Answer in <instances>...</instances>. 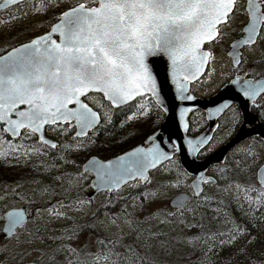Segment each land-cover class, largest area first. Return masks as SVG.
<instances>
[{
	"label": "snow or ice",
	"instance_id": "obj_1",
	"mask_svg": "<svg viewBox=\"0 0 264 264\" xmlns=\"http://www.w3.org/2000/svg\"><path fill=\"white\" fill-rule=\"evenodd\" d=\"M9 6H16L19 16L9 14L0 25L27 16L22 0L0 4ZM49 9L59 11L48 31L0 54V159H14L37 173L4 185L0 193V201L12 199L0 209V264H264V137L241 146L231 164L226 158L212 176L189 171L179 157L194 161L200 149L210 151L218 141L210 134L173 138L162 125L112 158L90 155L84 165L70 158L89 151L97 134L125 109L130 114L121 126L156 112L175 116L177 103L193 102L188 82L215 60L213 45L235 33L237 23L241 35L230 44L235 75L229 83L264 119V0H34L31 5L33 14ZM249 54L254 58L245 69L241 58L248 64ZM159 57L166 58L174 86L171 100L154 71L153 58ZM192 110L178 108L180 131L187 132L185 116ZM225 110L231 113L227 134L251 123L231 100L208 112ZM33 158L36 163L29 165ZM158 166L175 173L165 187L189 189L169 200L171 210L141 219L140 197L134 196L132 211L124 206L105 212L106 220L93 211L90 223L77 222L73 213L87 216L94 203V195L81 197L85 187L109 193L100 206L108 208L128 199L115 195L123 186L151 184L149 170ZM70 167L76 170H65ZM89 176L94 179L85 185ZM189 176L194 179L186 184ZM25 182L30 189L17 191ZM149 195L162 194L146 191L144 199ZM57 196L62 198L53 202ZM154 219L170 226L168 231L153 230L148 222ZM56 221L71 223L54 226ZM98 226L104 236L81 241L85 229Z\"/></svg>",
	"mask_w": 264,
	"mask_h": 264
},
{
	"label": "rangeland",
	"instance_id": "obj_2",
	"mask_svg": "<svg viewBox=\"0 0 264 264\" xmlns=\"http://www.w3.org/2000/svg\"><path fill=\"white\" fill-rule=\"evenodd\" d=\"M34 2V0L31 1H26L23 4V9L24 11L27 12V16H23L20 17L18 19L12 20L9 23L0 25V50L2 48H7L8 46H12L18 43H21L23 41L28 40L30 37L35 36L41 32H43L44 30H46L49 26V24L51 22L54 21L53 17L57 14V12L59 11V9H49V11L47 13L41 14V13H36L33 14V12L31 11V5ZM74 3V0H65V4H72ZM61 7L63 8L64 5L62 4ZM9 14H15L17 16H19V13L16 10H11L8 11L7 15L5 17H1L0 19H4L7 20ZM225 43V40L222 41L221 44L219 45H213V51H214V55H215V60H213L208 69L207 72L204 73L198 80H196L193 84H192V91L195 92L196 95L198 96H208V94L210 92L214 93V91H216V89L219 87L220 83L222 82V79L225 75L224 72V68H225V63H224V59L222 56V51L220 50L221 48H223V45ZM214 70V71H213ZM190 125L192 126L191 128L193 129L192 134L197 133L198 131H201V129L203 127H205V125H202L201 122L202 120L205 121L203 113L200 111H196L194 112L191 116H190ZM219 126L217 127V129L215 130V132L213 133V141H218L216 143H214L211 147L210 151H206L205 149H203L202 153L204 154H209L210 152L214 151L216 148H218L221 144H223L224 142L227 141L228 138L227 137V133H226V125L224 122H220V124H218ZM190 132V133H191ZM131 137H133V133L129 134L125 140H130ZM29 143H31V141H29ZM249 143V141L247 142H243L241 144H239L236 148H233L229 154L227 155V162L229 164H231V162L236 158L237 156V152L236 150L239 149L241 146H245ZM55 154L54 152H50L49 155H53ZM262 155H264V151H262L261 153ZM43 158L41 157V160ZM168 162H166L165 164H167ZM223 166V162L220 164H216L214 165L211 170H210V174L213 175L214 172L216 171V167L217 166ZM72 169V171H75V167H70ZM37 175V173H36ZM35 175V176H36ZM233 176H235V172L232 173ZM150 177L152 180V183L147 185V186H139V190L142 194V196L140 197L139 195H136V193L134 192V189L137 187H128L127 185L123 186V190L122 191H118L115 193V195H119V196H125L128 197V199L123 200V201H118L116 204L114 205H110L108 208H102L100 207L104 202H105V198L109 195V193L107 192H103V193H96L94 194V203H92V205L89 208H86V212L88 213L87 216L84 215V213H73V215H75L77 217V222L80 224H85V223H90L91 222V213L93 211H97V219H105L106 217L104 216L105 212H119L120 209L124 206L128 207L129 211H132L131 205H132V199L131 197L134 196H139L140 199L136 201L137 203V210H136V215L139 218H143L144 216H148L154 212H157L160 209H164V210H171L167 204L168 200L177 192L179 191H189V189L185 188V187H181L179 189L173 188V187H165L164 185H168L169 181L173 180L175 177V173H172L171 175H168L166 173H163L160 170V167H157L156 169H154L153 171H151L150 173ZM32 177L24 180L27 181L29 179H31ZM43 179V178H42ZM92 179V176H89L88 180L85 181V185L90 184ZM192 177L189 176L186 180L185 183L186 184H190ZM44 181L47 183L48 180L44 179ZM129 184H134L135 181H131L128 182ZM6 184H12V183H4L0 186V193L3 192L4 189V185ZM30 185L28 183H24L23 188L18 189L17 191H21V192H27L30 189ZM91 190V188L85 187V190L82 191L80 193L81 197H87L88 192ZM159 191L162 195H160L158 198H152L151 195H149L148 199L145 200L143 194L147 191L148 193H151L153 191ZM207 191H211L212 189L209 187L206 189ZM62 197H54L53 198V202H55V200L57 199H61ZM41 199H46V197L41 198ZM12 199L10 198L7 201H0V207H3L4 204L6 203H11ZM143 205V210L141 211L140 209V205ZM17 206H20L19 204H17ZM2 223V222H0ZM64 223H71V221H56L54 226H59L61 224ZM148 224H151L153 230H156L157 228H162L165 231H168L170 226L167 225H161L158 224L157 220H151L148 222ZM145 227L147 226L144 225ZM99 234L101 236L105 235V232L98 226L96 230L92 231L89 229H85L80 236L81 241L89 238V236L91 235V238L94 239L95 236ZM127 239H131V237L127 238ZM155 249H153V253L155 254ZM174 255H175V250H174ZM163 257V255L161 254V258Z\"/></svg>",
	"mask_w": 264,
	"mask_h": 264
},
{
	"label": "water",
	"instance_id": "obj_3",
	"mask_svg": "<svg viewBox=\"0 0 264 264\" xmlns=\"http://www.w3.org/2000/svg\"><path fill=\"white\" fill-rule=\"evenodd\" d=\"M22 1H24V0H22ZM2 3H3V0H0V4H2ZM2 9H5V8H0V10H2ZM39 35H41V34H39ZM22 43H24V42H22ZM17 45H15V46H17ZM153 59L155 60L154 71H155V74L157 76L158 82L160 83L161 88L163 90V94L165 96H167L169 98V100H171V97L175 94V92H174V86L171 84L170 80H168V78H167L166 58L159 57V58H153ZM205 67H206V65H205ZM202 74H203V72L199 76H201ZM193 81L194 80H191L188 82V87H189V83H191ZM191 94L195 97V100L193 102H184L183 104L177 103L176 104V115L173 116V114H171V113L168 115H164L162 121L160 122V124L157 128H160L162 125L164 129L172 131L174 133L173 138H177V137L182 138L184 135H187L189 138H192V139L199 137L201 135H204V134H210L212 136V134L216 128V122L215 121H216V118L219 116V114H215V115L209 114L208 109L215 107L216 104L221 103L224 100H231L232 102H236L240 106L241 111L244 112L246 120L250 121L251 123H253V121H254L253 117L247 112L246 101L244 100L243 97L238 96L236 86L230 84L229 82L227 84H225L224 86L219 87L218 90H216L213 94H211L209 96H197V95L193 94L192 92H191ZM180 106L188 107V108H191L193 110L200 109L201 111H203L204 118L206 120V126L204 127V129L195 135H189L187 132L185 133V132L180 131L179 127H178V125H179L178 108ZM190 112L188 114H186V116H185V120L187 123H188V116H189ZM247 124H250V123H247ZM244 125L241 126L238 129V131L229 140H227L226 142L221 144L214 151L210 152L209 154H206L204 157L198 158L196 156L195 160L193 161V158L191 156H187L186 154H181L179 157L180 162L185 167H187L189 171L194 170L195 172H199V171L203 170V171H205L206 175H209L207 173L209 168L214 164L223 162L225 160L229 150L236 143L244 140L245 138H247L251 135H259L260 137H264V124H260V123L255 124V125H253V127L248 128V129H243ZM163 134L167 135V131L163 132ZM139 143H137V144H139ZM180 143L183 144L182 139L180 140ZM137 144H135L131 147H134ZM130 148H128L124 151H127ZM118 154H121V152ZM118 154H116V155H118ZM98 158H100V157H98ZM109 158H112V156ZM86 160L83 162L82 165L85 164ZM151 170H153V169H150L149 172ZM209 176H211V175H209ZM93 179H94V177L92 176L91 181ZM193 179H194V176H192L190 183L192 182ZM185 192H187V191H179L176 194H174L170 199H175V197L178 194H183ZM94 194H96V193H94L93 190L91 189L88 192L87 196L94 195ZM169 200L167 202L168 206H169Z\"/></svg>",
	"mask_w": 264,
	"mask_h": 264
},
{
	"label": "trees",
	"instance_id": "obj_4",
	"mask_svg": "<svg viewBox=\"0 0 264 264\" xmlns=\"http://www.w3.org/2000/svg\"><path fill=\"white\" fill-rule=\"evenodd\" d=\"M3 50L4 48H2L0 52ZM130 108H133V106ZM124 112L125 111L123 110L122 113L118 114L114 118L112 124L108 125L106 129L101 130L97 134L95 144L91 146L89 151L74 153L70 158L75 159L77 164L81 165L82 162L90 155H97L101 158L113 156L142 140L148 133L158 126L161 119L163 118V115L156 112L147 118H134L133 120L127 121L123 126H121L120 121L126 120V117H123L122 115ZM128 114H130V112ZM201 124L205 125V121L202 120ZM191 127L192 126L190 125L188 129L189 132L193 131ZM45 133L49 137L55 139V137H52L49 133ZM131 133H133V137H131L129 141L125 140V138ZM41 157L45 159L43 156ZM41 157H39L40 160ZM34 163H36L35 158L29 161V165ZM65 170L72 171L71 168H66ZM35 175L36 173L32 172L29 166L17 164L14 159L10 161L0 159V186L4 183H13L14 181H19L21 179L26 180ZM42 178L48 180V177ZM134 192L136 195H139L140 197L142 196L139 187L135 188ZM2 208L3 207H0V209ZM233 215L239 218V213L235 211V206H233Z\"/></svg>",
	"mask_w": 264,
	"mask_h": 264
},
{
	"label": "flooded vegetation",
	"instance_id": "obj_5",
	"mask_svg": "<svg viewBox=\"0 0 264 264\" xmlns=\"http://www.w3.org/2000/svg\"><path fill=\"white\" fill-rule=\"evenodd\" d=\"M26 1H31V0H26ZM26 1H24V2H22V3L24 4ZM16 9H17L16 6H11V7L7 8V9L1 10V11H0V18H1V17H5V16L7 15L8 11L16 10ZM241 19H243V18L241 17ZM235 27H236L237 31H236L235 33H232V35H230V36L224 38L225 43H224V45H223V48L220 49V50L222 51V56H223L224 63H225V68L223 69L224 72H225V75H224V77H223V79H222V82L220 83L219 87L224 86L225 84H227L231 78H234V75H235V74L233 73L232 68H231L232 58H231V56L228 55V53H229V51H230V44H231V41H232L233 39H237V38H239V36L241 35V33L239 32V27H240V26H239V23H237V24L235 25ZM241 51H243V49H241ZM213 52H214V51H213ZM258 54H259V52L256 53V55H258ZM253 58H254L253 55L249 54V55H248V64H244V63H243V57H242V58H241V64H242V67L245 68V69H247L248 67H250ZM211 62H212V61H211ZM211 62H210V63H211ZM210 63L207 64V69H208ZM206 72H207V70H206ZM219 87H218V88H219ZM218 88H217L216 90H218ZM214 92H215V91H214ZM211 94H213V93L210 92V93L208 94V96L211 95ZM232 103H233L234 105L237 106V110H238V111H241L240 106H239L236 102H232ZM130 107H132V105H129V108H130ZM124 111H125V112H124L122 115H123V117H126V116L128 115V113H129V111H128V109H125ZM247 112L253 117L254 121H253V123H250V124H247V123H246V124L244 125L243 129L251 128V127H253V125H255V124H259V123H260V124H264V119H261V118L259 117L258 110H254V109L251 107V105H248V104H247ZM123 117H122V118H123ZM230 117H231V113H230L229 111L225 110L224 112H222L221 114H219V116L216 118V121H215V122L217 123L216 126L218 127V126H219L218 124H220V122H224L225 125H226V128L229 129V119H230ZM217 127H216V129H217ZM240 127H241V125H237L234 129H232V130H231V133L228 134L227 137H226V138H228L227 140H229V139H230V138H231V137H232V136L238 131V129H239ZM253 137L261 138L259 135H251V136L245 138L244 140H242V141L236 143V144L233 146V148H236L239 144H241V143H243V142L250 141Z\"/></svg>",
	"mask_w": 264,
	"mask_h": 264
}]
</instances>
